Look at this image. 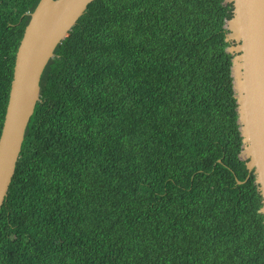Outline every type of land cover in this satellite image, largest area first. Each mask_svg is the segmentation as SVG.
I'll use <instances>...</instances> for the list:
<instances>
[{
    "label": "trees",
    "instance_id": "trees-1",
    "mask_svg": "<svg viewBox=\"0 0 264 264\" xmlns=\"http://www.w3.org/2000/svg\"><path fill=\"white\" fill-rule=\"evenodd\" d=\"M224 1L86 7L41 74L0 209V264H264ZM38 2L0 0V131Z\"/></svg>",
    "mask_w": 264,
    "mask_h": 264
},
{
    "label": "water",
    "instance_id": "water-1",
    "mask_svg": "<svg viewBox=\"0 0 264 264\" xmlns=\"http://www.w3.org/2000/svg\"><path fill=\"white\" fill-rule=\"evenodd\" d=\"M95 0H39L15 52L12 79L0 131V209L6 199L25 129L39 101V80L53 52L86 7ZM232 16L224 23L232 43L230 79L236 125L241 138L238 159L254 176L264 217V0H225ZM240 184V182H237ZM264 224V221H263Z\"/></svg>",
    "mask_w": 264,
    "mask_h": 264
}]
</instances>
